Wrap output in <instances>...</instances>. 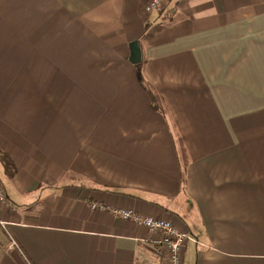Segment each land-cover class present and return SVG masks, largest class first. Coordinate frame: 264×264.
<instances>
[{"label": "crops", "instance_id": "0c3cea01", "mask_svg": "<svg viewBox=\"0 0 264 264\" xmlns=\"http://www.w3.org/2000/svg\"><path fill=\"white\" fill-rule=\"evenodd\" d=\"M146 2L0 0V264H264V0Z\"/></svg>", "mask_w": 264, "mask_h": 264}, {"label": "built area", "instance_id": "2783aa9c", "mask_svg": "<svg viewBox=\"0 0 264 264\" xmlns=\"http://www.w3.org/2000/svg\"><path fill=\"white\" fill-rule=\"evenodd\" d=\"M162 0H148L145 10L152 13L154 10L159 12ZM0 203L7 204V197L0 186ZM92 209H109L114 217L119 219H129L136 226L145 232L144 237L138 240L146 245L154 255H165L166 264H181V251L187 240L192 237L187 231L181 230L168 219H162L153 215H143L132 208L111 209L103 203L91 202Z\"/></svg>", "mask_w": 264, "mask_h": 264}, {"label": "water", "instance_id": "95a60500", "mask_svg": "<svg viewBox=\"0 0 264 264\" xmlns=\"http://www.w3.org/2000/svg\"><path fill=\"white\" fill-rule=\"evenodd\" d=\"M129 48H130L129 61L133 64H138L141 60V52L137 41L134 40L130 42Z\"/></svg>", "mask_w": 264, "mask_h": 264}, {"label": "trees", "instance_id": "16d2710c", "mask_svg": "<svg viewBox=\"0 0 264 264\" xmlns=\"http://www.w3.org/2000/svg\"><path fill=\"white\" fill-rule=\"evenodd\" d=\"M140 77V83H142L143 85L144 84V79L141 77V75L139 76ZM149 91V90H148ZM154 105V104H153ZM0 163L5 166V170L8 174H11L12 172V169H13V165L10 163L9 159L6 158L4 155H2L0 153Z\"/></svg>", "mask_w": 264, "mask_h": 264}, {"label": "rangeland", "instance_id": "374dc122", "mask_svg": "<svg viewBox=\"0 0 264 264\" xmlns=\"http://www.w3.org/2000/svg\"><path fill=\"white\" fill-rule=\"evenodd\" d=\"M148 1V0H147ZM147 3V2H146ZM146 3H145V5H146ZM163 8H164V0H162V3H161V6H160V8H159V13H161L162 11H163ZM144 10H145V6H144ZM145 12L146 13H149L148 11H146L145 10ZM153 12H156V13H158L156 10H154ZM150 14V13H149ZM0 186L2 187V185L0 184ZM3 189V188H2ZM8 202V201H7ZM4 205H7V206H10V204L9 203H7V204H4Z\"/></svg>", "mask_w": 264, "mask_h": 264}, {"label": "bare ground", "instance_id": "6f19581e", "mask_svg": "<svg viewBox=\"0 0 264 264\" xmlns=\"http://www.w3.org/2000/svg\"><path fill=\"white\" fill-rule=\"evenodd\" d=\"M3 191H4V189H3Z\"/></svg>", "mask_w": 264, "mask_h": 264}]
</instances>
